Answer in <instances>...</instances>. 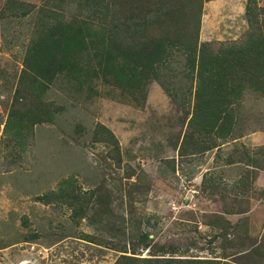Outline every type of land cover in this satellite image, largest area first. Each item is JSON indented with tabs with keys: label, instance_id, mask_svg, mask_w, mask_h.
I'll use <instances>...</instances> for the list:
<instances>
[{
	"label": "rangeland",
	"instance_id": "obj_1",
	"mask_svg": "<svg viewBox=\"0 0 264 264\" xmlns=\"http://www.w3.org/2000/svg\"><path fill=\"white\" fill-rule=\"evenodd\" d=\"M14 1L35 8L25 14L0 0V264H113L120 253L99 242L109 238L106 227L87 218L75 222L70 208L48 200L67 178L82 190L106 187L113 212L124 214L137 233H149L151 243L175 249L176 257L264 264V195L259 198L264 172L252 182L244 156L264 145V97L246 92L236 139H217L218 146L210 147L209 137L187 125L193 100L182 72L178 87L187 98L184 105L155 81L142 104L109 95L86 99L56 82L40 95L62 106L54 122L24 123L18 132L10 115L13 94L37 8L47 0ZM69 2L51 0L67 15L74 11ZM256 3L264 7V0ZM246 5L247 0L205 1L199 41L214 50L243 44L254 27ZM97 124L111 130L119 152L93 141ZM244 181L248 191L241 186ZM243 195L249 199L247 212L233 213L239 208L233 198ZM230 208L233 212L226 213ZM212 213H226L233 224L242 217L247 221L214 238L217 229L206 224ZM33 234L37 237L29 238ZM148 250L141 248L138 256L148 257Z\"/></svg>",
	"mask_w": 264,
	"mask_h": 264
},
{
	"label": "trees",
	"instance_id": "obj_2",
	"mask_svg": "<svg viewBox=\"0 0 264 264\" xmlns=\"http://www.w3.org/2000/svg\"><path fill=\"white\" fill-rule=\"evenodd\" d=\"M68 1L74 6L70 15L51 0L37 8L11 104L15 110L10 115L18 132L24 123L28 127L54 122L62 106L44 102L40 95L56 82L66 83L68 91L86 99L109 95L142 104L147 86L155 81L184 105L187 98L179 95L178 87L182 72L193 100L187 125L199 136L209 137L210 147L218 146L217 139H236L238 108L246 92L264 97V7L256 0H247L246 15L254 25L247 40L215 50L209 42L199 41L203 3L211 0H62ZM9 5L25 14L35 8L14 0ZM93 135L94 142L119 152L116 137L105 126L97 124ZM253 154L244 155L252 182L264 172V145ZM241 186L248 191L246 181ZM263 195L261 191L259 198ZM50 197L70 208L75 222L87 218L110 231L109 238L99 242L120 253L113 264H221L218 259L176 257L175 249L151 243L149 233H137L124 214L113 212L112 192L103 185L82 190L73 178H67ZM233 201L239 208L226 213L247 212L245 195ZM225 214L209 215L212 219L206 224L217 229L214 238L225 236L239 224L245 226L246 217L245 222L242 217L233 224ZM141 248H149L148 257L138 256Z\"/></svg>",
	"mask_w": 264,
	"mask_h": 264
},
{
	"label": "crops",
	"instance_id": "obj_3",
	"mask_svg": "<svg viewBox=\"0 0 264 264\" xmlns=\"http://www.w3.org/2000/svg\"><path fill=\"white\" fill-rule=\"evenodd\" d=\"M262 176H263V174L259 175L258 178L260 179ZM258 178H257V179H258Z\"/></svg>",
	"mask_w": 264,
	"mask_h": 264
}]
</instances>
